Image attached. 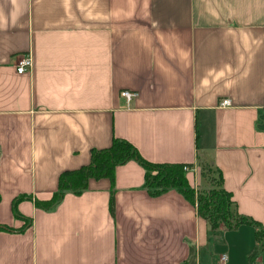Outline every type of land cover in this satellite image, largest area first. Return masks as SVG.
<instances>
[{
  "label": "crops",
  "instance_id": "0c3cea01",
  "mask_svg": "<svg viewBox=\"0 0 264 264\" xmlns=\"http://www.w3.org/2000/svg\"><path fill=\"white\" fill-rule=\"evenodd\" d=\"M114 138L196 190L216 170L257 224L213 228L136 159L37 206ZM0 196V264H264V0H0Z\"/></svg>",
  "mask_w": 264,
  "mask_h": 264
},
{
  "label": "trees",
  "instance_id": "16d2710c",
  "mask_svg": "<svg viewBox=\"0 0 264 264\" xmlns=\"http://www.w3.org/2000/svg\"><path fill=\"white\" fill-rule=\"evenodd\" d=\"M131 159L138 160L145 167L146 185L153 193L158 194L171 188L179 189L192 203L197 205L199 214L206 218L213 228L219 227L221 223L229 229L242 223L257 224L248 217L239 215L233 218L232 194L223 187L204 192L197 200V190L190 186L184 168L190 164L151 162L143 158L131 142L121 138H114L109 147L93 150L88 164L77 169L63 171L59 177L58 190L52 198L36 200V204L44 209H52L63 199L67 191L81 192L86 189L91 178L108 177L114 182L116 167ZM153 170L156 172L155 175L152 174ZM111 210H114L113 198L111 199ZM0 230H10V227L0 223Z\"/></svg>",
  "mask_w": 264,
  "mask_h": 264
},
{
  "label": "built area",
  "instance_id": "2783aa9c",
  "mask_svg": "<svg viewBox=\"0 0 264 264\" xmlns=\"http://www.w3.org/2000/svg\"><path fill=\"white\" fill-rule=\"evenodd\" d=\"M33 68V57L31 54L23 55L17 64V71L19 73H23L29 71ZM121 96L125 98L128 102L133 101L137 96V91H132L129 89H124L121 91ZM231 104V100L229 98H225L222 100V106H229ZM185 170L189 171L192 169L191 166H185Z\"/></svg>",
  "mask_w": 264,
  "mask_h": 264
},
{
  "label": "rangeland",
  "instance_id": "374dc122",
  "mask_svg": "<svg viewBox=\"0 0 264 264\" xmlns=\"http://www.w3.org/2000/svg\"><path fill=\"white\" fill-rule=\"evenodd\" d=\"M188 171L186 170V173H187ZM204 172H206V173H208L207 175H209L210 176V181L214 184V187L212 188V189H220L221 187H220V175H219V173H217V171L216 170H214V174L211 176L210 174L211 173H209V169H206V168H204ZM152 174L153 175H155L156 174V172L153 170L152 171ZM209 190H211V189H209ZM209 190H203V189H200V190H197V200L199 199L198 197H200V195L202 194V193H204V192H208ZM199 194V195H198ZM231 209H232V207H231ZM233 212V211H232ZM233 214H234V216H233V218L235 219V217H236V215H235V213L233 212ZM222 224V223H221Z\"/></svg>",
  "mask_w": 264,
  "mask_h": 264
}]
</instances>
